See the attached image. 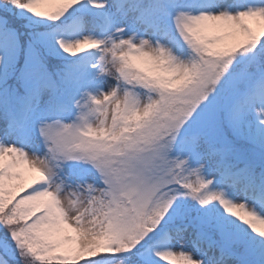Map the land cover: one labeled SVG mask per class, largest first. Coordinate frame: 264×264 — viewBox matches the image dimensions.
I'll return each instance as SVG.
<instances>
[{
	"label": "snow or ice",
	"instance_id": "6c2138e0",
	"mask_svg": "<svg viewBox=\"0 0 264 264\" xmlns=\"http://www.w3.org/2000/svg\"><path fill=\"white\" fill-rule=\"evenodd\" d=\"M0 264H264V0H0Z\"/></svg>",
	"mask_w": 264,
	"mask_h": 264
}]
</instances>
